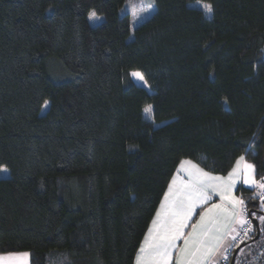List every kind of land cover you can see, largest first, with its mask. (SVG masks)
Segmentation results:
<instances>
[{
	"label": "trees",
	"instance_id": "16d2710c",
	"mask_svg": "<svg viewBox=\"0 0 264 264\" xmlns=\"http://www.w3.org/2000/svg\"><path fill=\"white\" fill-rule=\"evenodd\" d=\"M126 1L0 0V253L134 264L184 158L264 178V0H150L132 39Z\"/></svg>",
	"mask_w": 264,
	"mask_h": 264
},
{
	"label": "snow or ice",
	"instance_id": "6c2138e0",
	"mask_svg": "<svg viewBox=\"0 0 264 264\" xmlns=\"http://www.w3.org/2000/svg\"><path fill=\"white\" fill-rule=\"evenodd\" d=\"M204 8L209 13L212 11L210 4L204 5ZM89 16L90 18L96 17V13L93 11ZM132 75L143 79L140 73ZM47 103L46 101L45 104ZM144 111L146 114H151L152 106H146ZM241 166L246 170L244 183L257 184L260 189L264 190V182L258 183L254 179V166L246 163L243 156L239 158L236 167L228 174L227 180L224 177L209 176L208 173L197 169L199 175L193 176V173L189 172V176L193 179L184 185L185 191L180 192L175 189L177 181L174 179L171 182L172 187L168 189V193L164 197L161 210L156 213L152 226L138 249L134 264H173L174 253L178 254L175 264H215L213 256L223 235L235 231V228L231 227L232 225L244 226L250 223L244 216V201L231 195L232 188L239 178L238 173ZM6 171V167H0V172ZM209 181H222L227 187L222 188L221 185L212 184ZM217 191L220 192L222 199L231 202L232 210L223 217L222 222H217V226L213 230H201L200 226L203 225L207 213L201 214L197 224L191 226L192 232L186 236L184 230L190 226L189 221L197 214V207L207 203ZM261 195L264 196V191L261 192ZM213 207L221 208V205L216 204ZM181 241L182 247L178 243ZM28 255V253L19 254L22 257ZM8 258H13V255L10 254Z\"/></svg>",
	"mask_w": 264,
	"mask_h": 264
},
{
	"label": "crops",
	"instance_id": "0c3cea01",
	"mask_svg": "<svg viewBox=\"0 0 264 264\" xmlns=\"http://www.w3.org/2000/svg\"><path fill=\"white\" fill-rule=\"evenodd\" d=\"M244 160L246 163L251 164L249 162H247L245 156ZM240 158V157H239ZM239 158L237 159V161L239 160ZM237 161L235 162L234 167H236ZM232 168V169H233ZM197 169L202 170L203 172H206L209 174V176H218V177H224L225 180H227L228 174L232 171V169L227 173V174H217V173H212L210 171L205 170L204 168H202L199 164H197L194 160L189 159V158H184L183 160L180 161L179 165L177 166L168 186L167 189L161 199V202L159 203V206L157 207V210L147 228V231L138 247V249L141 247L142 242L145 240L146 235L149 231V229L152 226V221L155 219L156 217V213L158 211L161 210V205L164 203V197L165 195L168 193V189L170 187H172V181L175 179L177 181L176 185H175V189L183 192L185 191L184 189V185L188 184L190 180L193 179V177L189 176V172L193 173V176H197L199 175ZM245 169L243 168V166H241V169L238 173L239 178L236 180V183L234 185V187L232 188L231 191V195L242 199V195H241V188L242 187H247V188H253L254 185L251 183H244V177H245ZM253 177L254 179H256V174H255V168H253ZM212 184H219L221 185L222 188H226L227 186L223 184L222 181H209ZM225 195H227V192H225ZM219 204L221 205V208H214L213 205ZM233 205L231 204L230 201L226 200V199H222L220 192L217 191L212 195V198L205 204H201L197 207V214L193 216L192 220L189 221V227L186 228L185 231V235H189L192 232V225H196L197 222L200 219V215L207 213L206 215V219L203 223V225L200 226L201 230H213L216 226H217V222H222L223 217L226 216L228 214V212H230L232 210ZM231 227L235 228V231L232 232L231 234H227L225 233L223 235V239L220 242V245L217 249V251L214 253L213 256V260L215 261V264H217L218 262L222 261L224 256H225V250H230L232 248V245L234 244V240H235V234L238 228V225H232ZM180 244V246L182 247V241L178 242ZM193 247H195V245H193ZM138 249L137 252L135 254H138ZM22 253H28L29 255L27 257H22L19 256V254ZM11 255H13V258L9 259L8 257ZM176 255H178L177 253L173 254V264H175V258ZM52 262H55V259H59V258H51ZM135 261V259H134ZM0 264H32L31 263V253L29 251H16V252H5V253H0Z\"/></svg>",
	"mask_w": 264,
	"mask_h": 264
},
{
	"label": "rangeland",
	"instance_id": "374dc122",
	"mask_svg": "<svg viewBox=\"0 0 264 264\" xmlns=\"http://www.w3.org/2000/svg\"><path fill=\"white\" fill-rule=\"evenodd\" d=\"M189 4L191 6L199 7L201 9H203L207 16H209L211 14V12L210 13L207 12L205 10V8H204V5L210 4L208 2L197 0V1L191 2ZM153 10H154V6L151 4L150 0H127L126 1L125 5L120 9V13L121 14L128 13L130 15V19H131V34L129 36V39L133 38L134 29L139 24H141L143 21H145L151 15ZM91 12H93V11H91ZM104 19L105 18H104L103 15L96 14V17H92V18H90V16H89V21H90V23L92 25H97V24L101 23L102 21H104ZM144 115H145V117L147 119L151 120L152 113L151 114H146L145 111H144ZM6 176H9L8 169H7L6 172H0V177H6ZM255 180L258 183L259 182H264V178H256ZM253 185H254L253 189H255L254 195L257 198H261L263 200V202H264V196L261 195V192L264 191V190L260 189L257 186V184H253ZM244 216H245V218L247 217V211L245 209H244ZM261 223L264 224V219H262V218H261ZM241 227L242 226H238L236 233H234L235 235H237V233L240 231ZM233 245H232V248L230 250H232L238 244L234 245V246ZM230 250H225L226 253H225L224 258L228 257V253L230 252ZM241 254H242L243 258H245V256H248V255L251 256V258L249 259V262L251 264H253L252 260H254L255 262L261 260L262 263H264V232H263L262 237L259 238L257 241L245 246L242 249Z\"/></svg>",
	"mask_w": 264,
	"mask_h": 264
},
{
	"label": "built area",
	"instance_id": "2783aa9c",
	"mask_svg": "<svg viewBox=\"0 0 264 264\" xmlns=\"http://www.w3.org/2000/svg\"><path fill=\"white\" fill-rule=\"evenodd\" d=\"M246 219H248L250 223L242 226L240 231L237 233V235H235L234 245H237L248 238V235L252 228V220L248 216L246 217ZM231 254H232V250H230V252L228 253L227 258H224L222 261L218 262L217 264H229V258Z\"/></svg>",
	"mask_w": 264,
	"mask_h": 264
},
{
	"label": "flooded vegetation",
	"instance_id": "af4514ba",
	"mask_svg": "<svg viewBox=\"0 0 264 264\" xmlns=\"http://www.w3.org/2000/svg\"><path fill=\"white\" fill-rule=\"evenodd\" d=\"M255 205L257 206V201H255ZM250 210H252V217L249 215L248 213V217L252 220V228H251V231L249 233V235H251L254 230H256V235H257V229H256V226H255V223H254V220H253V217L257 218L258 219V222H259V226H260V229H261V232H262V228H261V225H260V221H261V218L264 217V204L260 205V206H257V207H254V208H251ZM256 215V216H255ZM248 235V237H249ZM255 235V236H256ZM261 235V233H260ZM260 237V236H259ZM259 239V238H258ZM257 240V239H256ZM231 261V260H230Z\"/></svg>",
	"mask_w": 264,
	"mask_h": 264
},
{
	"label": "water",
	"instance_id": "95a60500",
	"mask_svg": "<svg viewBox=\"0 0 264 264\" xmlns=\"http://www.w3.org/2000/svg\"><path fill=\"white\" fill-rule=\"evenodd\" d=\"M248 213H249V215L252 217V210H249ZM253 220H254V223H255V226H256V229H257V235L252 239V241H255L256 239L259 238L260 233H261V229H260V226H259L258 219L255 218V217H253ZM243 245H244V244H241V245H239V246L235 249V251L233 252V255H232V258H231V261H230L229 264H235L237 254H238L240 248L243 247Z\"/></svg>",
	"mask_w": 264,
	"mask_h": 264
}]
</instances>
